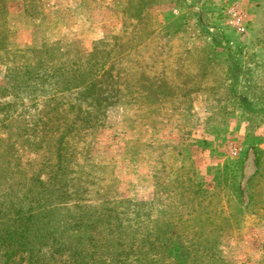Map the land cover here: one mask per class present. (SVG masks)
I'll return each instance as SVG.
<instances>
[{"label": "rangeland", "instance_id": "obj_1", "mask_svg": "<svg viewBox=\"0 0 264 264\" xmlns=\"http://www.w3.org/2000/svg\"><path fill=\"white\" fill-rule=\"evenodd\" d=\"M85 6L93 24L55 28L46 37L63 43L41 59L64 72L96 55L98 78L112 49L109 107L60 92L56 72L28 74L37 59L0 46V264H264V0ZM7 35L20 50L44 46ZM161 132L173 148H156ZM178 151L225 162L202 173L179 162L151 203L167 173L153 163Z\"/></svg>", "mask_w": 264, "mask_h": 264}, {"label": "trees", "instance_id": "obj_2", "mask_svg": "<svg viewBox=\"0 0 264 264\" xmlns=\"http://www.w3.org/2000/svg\"><path fill=\"white\" fill-rule=\"evenodd\" d=\"M4 0H0V16L2 15V17L5 18V25L3 24V22H1L0 24V31L5 32V36H3V38L0 40V46L2 49L4 50H8L10 49L11 46L14 47L13 52L15 53V55L18 56H24L26 57L27 55H31L33 56L35 59H37V63L34 66H27V73L31 74V73H37L38 70H42L43 67H45L46 72H56V86L58 87L57 90H59L60 92H66L69 94L75 93V97H80V99L83 98V100H87L88 98H92V100H94L93 102H88L89 105H92L93 103L97 104V105H106V106H111L113 103L111 102V100L115 99V90H114V84H113V78H114V70L116 68L115 64L111 63L110 59H111V53H109L110 51H112V49H108L107 47H105L103 49V51L100 53L101 55V61H100V65L102 66V70L103 73L100 75V77L96 78L94 76L95 74V63H94V58L96 55H92L93 59L89 60V61H82L81 63H79V66L76 67L71 66L70 69H68L67 71L62 72L61 69L55 64V67L51 66V63L48 64L46 62V60H48L50 57H47L45 59H41L43 56V53H47L46 51H55L59 48V44L63 43V39H60L59 41H50L48 39V37H44L45 41L43 43V47H41V49H26V50H20L15 48V40L14 38H11L10 35H7L8 33H10L11 35L14 34L17 31H14L7 23V18L9 15V12H7V10H5L4 5L2 4ZM33 2H35V0H32ZM35 6H32V9H34ZM37 10V8H36ZM5 12L7 13L6 15ZM39 12L37 11H29L30 15H35L38 14ZM50 41V42H49ZM108 42H110V40L104 39L102 41H100L99 43H104L105 45L108 44ZM141 44H136L133 47H131L130 49H128V51L136 49L138 46H140ZM97 52L98 50L95 49ZM127 52L123 51L121 53V56H123V54H125ZM109 60V62H108ZM36 61V60H35ZM42 62V64H41ZM46 62V63H45ZM107 66V67H106ZM12 68V67H9ZM9 74H12V71L9 70ZM18 76V75H17ZM121 78V77H120ZM254 82V81H253ZM115 83L117 84V80L115 81ZM121 85V84H119ZM259 86L255 87L254 85V91L256 88H258ZM260 88V87H259ZM117 90L119 91V87L117 88ZM264 90V88L262 89ZM106 116V114H105ZM104 116V117H105ZM97 118V116H95ZM105 122L104 120L102 121V123ZM97 124H95L92 128L96 127ZM153 128H155L154 126H152ZM95 131V129L93 131H91L90 135L93 134V132ZM173 144H168V145H160L156 148L159 149H170L173 148L172 147ZM175 149V148H174ZM176 150V149H175ZM166 153V152H165ZM163 153V154H165ZM181 152H177L176 157L174 154V157L171 161H169L168 163L166 162V160L163 158V156H160L159 159H157V164L153 163V168L157 170L158 173L161 174H165V177H163V179H159L158 182H155V187H156V194L155 197L153 199V201L151 203L154 202H158L159 200H161V197L159 196V192L161 191L162 186L166 185L167 186L169 184H171L172 182H175V180H168L169 177L171 175L174 174L175 172V168L177 167L179 161L182 162V160H184L183 158H180ZM183 169H185L184 167H181ZM158 177V176H156ZM160 178V177H159ZM169 181V182H168ZM252 182V181H251ZM111 199V198H109ZM138 202V201H137ZM104 203V202H103ZM140 205H143L145 202L144 201H140L138 202ZM163 203V202H162ZM99 204V203H97ZM101 205V204H100ZM102 206V205H101ZM86 211V210H84ZM90 211V210H87ZM43 226H45V223H41ZM79 232V231H78ZM77 234V231H76ZM71 236V235H69Z\"/></svg>", "mask_w": 264, "mask_h": 264}, {"label": "crops", "instance_id": "obj_3", "mask_svg": "<svg viewBox=\"0 0 264 264\" xmlns=\"http://www.w3.org/2000/svg\"><path fill=\"white\" fill-rule=\"evenodd\" d=\"M6 2L9 7L7 23L18 34L25 37L21 40L23 43H30L33 38L35 40L40 38V42H42L43 37L51 35L57 27L62 28L65 33L91 26L94 20L93 11L85 6L86 0H35V2L32 0H6ZM32 6H35L34 9ZM32 10L39 13L30 15L29 11ZM64 36L65 34L61 38L63 39ZM223 134H216V136L225 141L235 140L234 133L233 135L231 132ZM158 136L160 140L162 139L161 143L173 144V137L168 132H161ZM188 147L190 148L191 145ZM206 153L211 155L212 151L209 150ZM222 156L224 155L216 159L215 156L205 158L204 155L202 157L199 154H192L182 160V166L196 169L202 173L205 169L213 166L221 167L225 162ZM213 161L217 162L214 163L216 165H210L213 164L211 163ZM155 191L156 187L154 186L152 199L155 197Z\"/></svg>", "mask_w": 264, "mask_h": 264}, {"label": "built area", "instance_id": "obj_4", "mask_svg": "<svg viewBox=\"0 0 264 264\" xmlns=\"http://www.w3.org/2000/svg\"><path fill=\"white\" fill-rule=\"evenodd\" d=\"M233 15L235 25L240 33H245L248 30V25L245 22V15L235 5L229 9Z\"/></svg>", "mask_w": 264, "mask_h": 264}]
</instances>
